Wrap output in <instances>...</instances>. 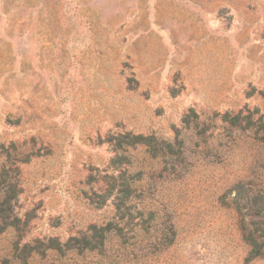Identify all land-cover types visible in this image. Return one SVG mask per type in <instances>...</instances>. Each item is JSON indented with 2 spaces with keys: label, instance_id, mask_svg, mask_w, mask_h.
<instances>
[{
  "label": "rangeland",
  "instance_id": "374dc122",
  "mask_svg": "<svg viewBox=\"0 0 264 264\" xmlns=\"http://www.w3.org/2000/svg\"><path fill=\"white\" fill-rule=\"evenodd\" d=\"M246 111L264 0H0V264H264Z\"/></svg>",
  "mask_w": 264,
  "mask_h": 264
},
{
  "label": "trees",
  "instance_id": "16d2710c",
  "mask_svg": "<svg viewBox=\"0 0 264 264\" xmlns=\"http://www.w3.org/2000/svg\"><path fill=\"white\" fill-rule=\"evenodd\" d=\"M222 121H224L229 127L242 131V132H248L251 135V139L253 142L261 144L264 146V113L259 115L258 117H255L253 113H250L248 111L245 112L244 115H242L240 112L237 114L229 115L225 114L222 117ZM139 137H134L130 144H141L138 142ZM17 160L18 162L23 159L21 156H19ZM16 195L15 190L13 187H8L5 191H3V200H0V208L6 206V211H8L10 206L11 199ZM260 233L259 230H254L253 232H249L246 235V239L249 241V252L248 256L246 258V261H252L256 258H259L264 253V243H258L254 237L256 234ZM264 237V235H261Z\"/></svg>",
  "mask_w": 264,
  "mask_h": 264
}]
</instances>
